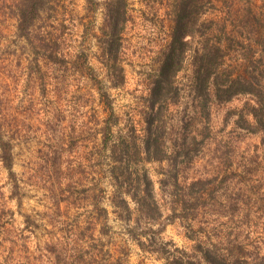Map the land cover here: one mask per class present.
I'll return each instance as SVG.
<instances>
[{
    "label": "rangeland",
    "instance_id": "374dc122",
    "mask_svg": "<svg viewBox=\"0 0 264 264\" xmlns=\"http://www.w3.org/2000/svg\"><path fill=\"white\" fill-rule=\"evenodd\" d=\"M17 1L0 0V123L14 158V175L0 161V264H166L199 245L262 258L264 148L248 113L254 99L214 103L208 117L191 121L190 55L209 34L230 42L229 63L254 51L252 67L263 71L264 0H189L195 38L185 39L176 102L157 122L169 155L161 162L144 161L142 140L182 0H123L113 61L104 54L111 0H49L26 37ZM101 93L112 102L111 119ZM184 133L195 138L190 162L174 157ZM144 174L154 184L156 221L131 198Z\"/></svg>",
    "mask_w": 264,
    "mask_h": 264
},
{
    "label": "trees",
    "instance_id": "16d2710c",
    "mask_svg": "<svg viewBox=\"0 0 264 264\" xmlns=\"http://www.w3.org/2000/svg\"><path fill=\"white\" fill-rule=\"evenodd\" d=\"M17 3L18 10L15 12L17 29L21 36L26 37L47 10L49 0H18ZM177 6L178 8L174 11L171 39L162 52L161 65L150 91L147 106L149 114L146 116L147 125L142 140L145 162H161L169 158L168 153L161 148L157 122L162 119L164 107L176 102L174 100L178 97L177 77L184 68L190 45V42L185 39L188 35L195 38L194 33L188 29L191 14L189 0L178 2ZM105 19L107 45L104 54L109 61H113L118 55L126 20L123 0H111L108 3ZM223 27L226 31V25ZM202 36L200 47L192 51L190 55L193 66L192 89L196 104L195 117H192L191 121H195L199 113L208 117L211 105L214 103L226 104L239 96L250 95L254 99V105L248 109V113L252 115L257 131L262 134L264 148V70L258 72V67H255L256 69L252 67L256 63L255 52L250 51L247 56H244L245 58L229 63L227 57L231 47L230 42L227 41L225 44L222 39L215 41L209 38V34ZM262 60L264 63L262 58L259 62ZM101 96L104 98L106 109L110 111L111 119L114 110L110 97L107 93H101ZM105 131L111 132L110 125L105 128ZM182 138V144L174 157L175 160L183 157L185 162H190L189 145L195 138H190V135L185 133ZM13 159L12 145L4 140L0 123V161L12 175H14ZM120 162L122 164V160ZM114 169L118 170L119 167L116 166ZM142 178L141 191L132 195L131 198L136 202L141 215L149 221H156L161 214L153 195L154 184L147 175L144 174ZM126 203V200L123 201V204ZM166 261V264H264V256L258 260L248 261L234 252L224 255L199 245L191 256L174 255L171 258L167 257Z\"/></svg>",
    "mask_w": 264,
    "mask_h": 264
}]
</instances>
